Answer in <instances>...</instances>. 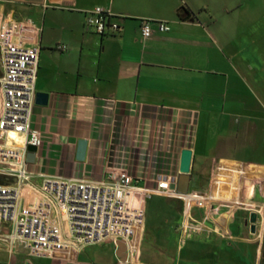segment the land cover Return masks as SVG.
I'll use <instances>...</instances> for the list:
<instances>
[{"label": "crops", "instance_id": "crops-1", "mask_svg": "<svg viewBox=\"0 0 264 264\" xmlns=\"http://www.w3.org/2000/svg\"><path fill=\"white\" fill-rule=\"evenodd\" d=\"M98 7L119 32L99 35L87 25ZM183 7L193 20H180ZM142 21L155 29L148 40ZM158 22L171 31H157ZM3 32L39 48L36 94L50 95L33 107L42 144L27 160L31 185L105 181L120 166L147 199L130 245L78 255L32 256L4 241L11 225L0 220V264H264V1L0 0ZM81 140L85 161L77 160ZM184 149L193 152L190 196L159 192V175L178 182ZM0 184L18 181L0 176ZM38 202L27 188L24 207ZM151 203L159 218L149 227ZM187 225L197 230L185 236Z\"/></svg>", "mask_w": 264, "mask_h": 264}, {"label": "built area", "instance_id": "built-area-1", "mask_svg": "<svg viewBox=\"0 0 264 264\" xmlns=\"http://www.w3.org/2000/svg\"><path fill=\"white\" fill-rule=\"evenodd\" d=\"M111 20L110 12L101 7L87 15V25L99 35L120 31V24ZM156 24L162 33L172 29L169 22ZM154 32L152 22L142 21L144 40ZM39 53L38 47L14 42L12 32L0 35V176L18 181L16 186L0 184V220L11 225L4 241L12 247L23 244L30 255L41 257L64 252L78 255L103 243L123 241L130 245L145 225L147 193L122 167L109 168L105 181L49 177L39 188L30 183L28 147L42 144L41 133L32 128L31 122ZM21 138L24 140L19 143ZM157 182L159 192L190 196L171 189L176 183L173 177L159 175ZM27 188L37 193L36 206L24 207ZM195 230L187 225L185 236Z\"/></svg>", "mask_w": 264, "mask_h": 264}, {"label": "water", "instance_id": "water-1", "mask_svg": "<svg viewBox=\"0 0 264 264\" xmlns=\"http://www.w3.org/2000/svg\"><path fill=\"white\" fill-rule=\"evenodd\" d=\"M49 94L46 93H37L36 94V103L40 105H47L49 101ZM88 143L86 140H81L78 145L77 160L85 161L87 155ZM37 147L29 146L28 147V162L34 161V156L37 152ZM192 158L193 152L190 149H184L181 154V163H180V175L178 182L171 185L172 190H176L181 195H187L190 192V183H191V167H192ZM258 214L252 213L250 218L247 221V224H251V231L255 233L257 226ZM122 244H119L121 247L119 255L122 251Z\"/></svg>", "mask_w": 264, "mask_h": 264}, {"label": "rangeland", "instance_id": "rangeland-1", "mask_svg": "<svg viewBox=\"0 0 264 264\" xmlns=\"http://www.w3.org/2000/svg\"><path fill=\"white\" fill-rule=\"evenodd\" d=\"M247 1V0H245ZM249 1V0H248ZM261 1H264V0H261ZM155 200H158V199H155ZM155 200H154V203H155ZM154 203H151L150 204V207L148 208V213H147V222H148V226L149 227H152V225L156 224L158 222V216H157V213L155 211V204ZM149 235L151 236V234L153 233V231L149 230ZM148 240V239H147Z\"/></svg>", "mask_w": 264, "mask_h": 264}, {"label": "trees", "instance_id": "trees-1", "mask_svg": "<svg viewBox=\"0 0 264 264\" xmlns=\"http://www.w3.org/2000/svg\"><path fill=\"white\" fill-rule=\"evenodd\" d=\"M179 18L181 21H190L194 19V13L190 11L188 8L183 7L179 11Z\"/></svg>", "mask_w": 264, "mask_h": 264}]
</instances>
